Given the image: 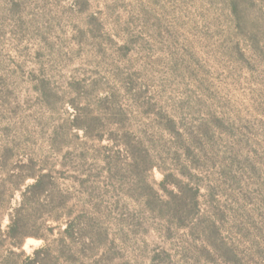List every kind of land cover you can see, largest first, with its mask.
Segmentation results:
<instances>
[{
	"label": "rangeland",
	"instance_id": "374dc122",
	"mask_svg": "<svg viewBox=\"0 0 264 264\" xmlns=\"http://www.w3.org/2000/svg\"><path fill=\"white\" fill-rule=\"evenodd\" d=\"M33 258L264 264V0H0V264Z\"/></svg>",
	"mask_w": 264,
	"mask_h": 264
},
{
	"label": "trees",
	"instance_id": "16d2710c",
	"mask_svg": "<svg viewBox=\"0 0 264 264\" xmlns=\"http://www.w3.org/2000/svg\"><path fill=\"white\" fill-rule=\"evenodd\" d=\"M39 187H41V182L40 181H36V183H34L33 185L29 186L27 188V191L29 190H35V189H38ZM30 200L28 199V197L26 196V192L23 193L22 195V201H21V204L19 206L18 209H15L12 213H10L8 216H9V219H10V224L8 226V230L7 232L5 233L6 237L11 239L12 242V245L16 248H19L21 249L22 248V244L21 243V239L25 238V237H22L21 236V233H20V228H21V225L23 224V221H24V207L27 205V203L29 202ZM72 224H69L66 228V231L65 233L66 234H72ZM47 246H45L42 250L46 249ZM39 253V252H37ZM31 261H33L35 264H38V261H36L34 258L31 259Z\"/></svg>",
	"mask_w": 264,
	"mask_h": 264
}]
</instances>
